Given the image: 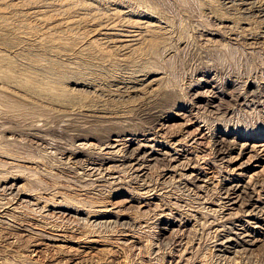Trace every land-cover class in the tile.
<instances>
[{
	"label": "rangeland",
	"instance_id": "1",
	"mask_svg": "<svg viewBox=\"0 0 264 264\" xmlns=\"http://www.w3.org/2000/svg\"><path fill=\"white\" fill-rule=\"evenodd\" d=\"M243 230L264 264V0H0V264H221Z\"/></svg>",
	"mask_w": 264,
	"mask_h": 264
},
{
	"label": "bare ground",
	"instance_id": "2",
	"mask_svg": "<svg viewBox=\"0 0 264 264\" xmlns=\"http://www.w3.org/2000/svg\"><path fill=\"white\" fill-rule=\"evenodd\" d=\"M130 24V23H129ZM119 26V25H118ZM138 33V32H137ZM140 37V36H139ZM129 38V36L127 37ZM127 41V40H126ZM134 42V41H133ZM115 46V45H114ZM224 141V140H223ZM219 142V141H218ZM225 142V141H224ZM227 142V141H226ZM220 144V143H219ZM223 144V143H222ZM221 150V148H220ZM127 155V154H126ZM125 154L123 156H126ZM125 158V157H124ZM128 158H125L124 160H127ZM130 159V158H129ZM227 181V180H226ZM231 185V184H230ZM12 187V186H11ZM11 187H8V190H11ZM256 185L253 186V188H255ZM252 188V189H253ZM17 189V188H16ZM250 188H246V186H239V185H231L229 187L226 186V188H224V193H225V198L224 199H227V203L228 205L232 206V205H237L238 202L236 201H231V198L230 196L232 194H236L239 192V194L241 195H244V201H243V197H239L240 200H242V202L240 203V205H243V207H251L250 209V214L257 216V212L261 211V209H258V207H256L254 204V199L251 195V192L253 193V191L251 192H248ZM251 189V190H252ZM14 190H15V187L12 189V192L14 194ZM152 191V190H150ZM148 191V192H150ZM10 192V191H9ZM11 192V193H12ZM12 195V194H11ZM13 197V195L11 196ZM14 199V198H13ZM240 202V201H239ZM225 204V205H226ZM249 214V213H248ZM259 215V213H258ZM169 225L170 224H165V225H162V227H160L159 229L163 232H166L168 233V231L170 230L169 229ZM243 229V228H242ZM248 233V232H247ZM245 230H243V233H240V234H236L234 232H229L228 235L230 234H234L235 238L237 240H234L232 237H229V236H226L224 237V241L220 242V244H218L219 246V249L217 250L218 251V255H216L218 257V259H221L222 258V262H224L223 264H230L231 262L229 261V256L230 255H235L236 253H239L240 251H243V252H247L249 251L251 248L255 247L256 243H257V240H254L253 238H249L250 235L249 233L247 234ZM240 249V251L238 250ZM217 259V260H218ZM216 262V261H215ZM221 262V264H222ZM233 263V262H232ZM214 264V263H213ZM216 264V263H215ZM220 264V263H219Z\"/></svg>",
	"mask_w": 264,
	"mask_h": 264
}]
</instances>
